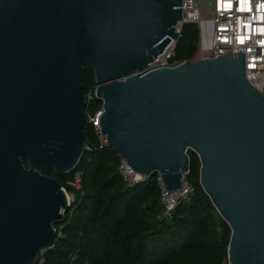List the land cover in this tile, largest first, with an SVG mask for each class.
<instances>
[{"label": "water", "instance_id": "1", "mask_svg": "<svg viewBox=\"0 0 264 264\" xmlns=\"http://www.w3.org/2000/svg\"><path fill=\"white\" fill-rule=\"evenodd\" d=\"M181 0H0V264H34L68 211L86 149L84 66L104 146L178 191L190 175L231 233L228 264H264V98L244 54L134 75L177 39Z\"/></svg>", "mask_w": 264, "mask_h": 264}, {"label": "trees", "instance_id": "2", "mask_svg": "<svg viewBox=\"0 0 264 264\" xmlns=\"http://www.w3.org/2000/svg\"><path fill=\"white\" fill-rule=\"evenodd\" d=\"M177 43L176 59L193 61L197 56L199 30L185 25ZM81 84L85 93L95 85L94 73L84 66ZM99 100L89 103L93 115ZM86 149L76 169L47 176L74 192L73 212L58 226L61 236L46 247L34 264H228L230 229L211 205L199 185L200 163L191 156L188 182L195 190L192 200L182 203L169 220H160L157 174L144 183L127 187L119 175V154L102 146L93 128L84 130ZM74 173L82 176L75 192L68 185Z\"/></svg>", "mask_w": 264, "mask_h": 264}, {"label": "built area", "instance_id": "3", "mask_svg": "<svg viewBox=\"0 0 264 264\" xmlns=\"http://www.w3.org/2000/svg\"><path fill=\"white\" fill-rule=\"evenodd\" d=\"M181 21L175 28L177 39L164 53V55L155 62L147 64L142 70L137 71L134 75L141 76L144 73L160 69L161 67H174L181 64L183 61L176 59V48L179 39L181 38L182 28L185 25L196 24L199 30V44L197 56L194 60L211 59L220 56L228 55L229 53L244 54L243 65L245 69V79L263 98H264V45L260 42L264 41V35L260 33V29L264 28V9L257 10L256 4L259 0H252V11L240 12L237 10V0H181ZM234 5L229 9L226 7L228 3ZM250 25V27H249ZM241 38H243L241 42ZM193 60V61H194ZM97 85H94L87 93H85L86 102L91 103L97 99ZM87 124L95 131L102 146L104 141L100 135L98 120L103 114V109L100 108L90 115L87 113ZM120 158V156H119ZM119 175H121L125 185L129 188L138 183H144L149 176H141L136 174L133 169L120 158ZM157 185L160 191V220H169L172 218L173 212L182 203H188L192 200L195 190L188 182L187 177L182 179L181 188L178 191L166 190L161 177L158 175ZM82 176L79 173H74L68 185L75 192L81 188ZM65 191V189L63 188ZM68 211L67 214L73 212L74 203L77 201V196L74 192L67 193ZM61 227L57 230V238L61 236ZM52 244L49 249L53 248ZM42 252L40 257H42ZM43 263L42 259L39 260Z\"/></svg>", "mask_w": 264, "mask_h": 264}, {"label": "snow or ice", "instance_id": "4", "mask_svg": "<svg viewBox=\"0 0 264 264\" xmlns=\"http://www.w3.org/2000/svg\"><path fill=\"white\" fill-rule=\"evenodd\" d=\"M252 0H237V10L240 11V12H244V11H248V12H251L252 11ZM227 8L231 9L234 7V5L232 3H228L226 5ZM256 8L257 10H260V9H264V0H259V3L256 4ZM264 19V18H262ZM250 27V25H249ZM260 33L262 35H264V28H261L260 30ZM243 38H241V42H242ZM261 45H264V41H261L260 42Z\"/></svg>", "mask_w": 264, "mask_h": 264}, {"label": "rangeland", "instance_id": "5", "mask_svg": "<svg viewBox=\"0 0 264 264\" xmlns=\"http://www.w3.org/2000/svg\"><path fill=\"white\" fill-rule=\"evenodd\" d=\"M44 253H45V252H44ZM44 253H43V254H44ZM42 256H43V255H42ZM39 257H40V256H39Z\"/></svg>", "mask_w": 264, "mask_h": 264}]
</instances>
